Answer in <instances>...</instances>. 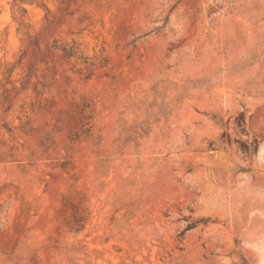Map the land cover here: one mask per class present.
Here are the masks:
<instances>
[{
    "label": "rangeland",
    "instance_id": "374dc122",
    "mask_svg": "<svg viewBox=\"0 0 264 264\" xmlns=\"http://www.w3.org/2000/svg\"><path fill=\"white\" fill-rule=\"evenodd\" d=\"M0 264H264V0H0Z\"/></svg>",
    "mask_w": 264,
    "mask_h": 264
}]
</instances>
